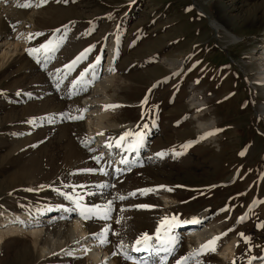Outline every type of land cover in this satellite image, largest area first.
<instances>
[{"label": "rangeland", "instance_id": "374dc122", "mask_svg": "<svg viewBox=\"0 0 264 264\" xmlns=\"http://www.w3.org/2000/svg\"><path fill=\"white\" fill-rule=\"evenodd\" d=\"M34 1L31 7L21 8H27V12L36 9L34 26L28 23L20 27L18 18L8 19L12 33L23 37L25 45L17 60L0 67V223L10 221L7 215L16 212L27 214L30 220L14 216V221L30 224L37 216L61 207L71 209L74 205L61 193H71L73 186L77 192L92 193L85 195L84 203L104 204L118 194L164 185L147 195L138 193L114 201L107 222L119 235L109 233L111 247L116 249L121 240L131 246L141 233L153 234L159 218L165 215L178 214L185 220L206 211L203 222L217 225L215 236L232 231L218 241L215 252H205L189 264H248L250 257L257 258L251 264H261L264 227L258 225H264V88L248 81L264 66V62L253 60L263 50L264 0H47L40 7L35 6L39 0ZM224 14L227 22H232V32L242 37L240 41L227 42V37L218 36L209 25L207 15ZM56 29L66 31V39L54 58L44 65L37 63L25 50L44 43ZM30 33L43 35L29 40ZM92 45L95 47L87 59L64 79V65ZM111 46L115 71H111L113 81L105 91L106 104L120 107L108 114L116 127L98 132H104L106 138L116 137L130 127L149 125L145 146L138 152L140 161L112 174L110 166L123 154L115 149L108 150V155L105 149L89 151L96 142L83 146L81 141L91 137L76 128L86 118L79 100L91 97L93 90L68 94L71 81L97 56L104 63ZM21 56L25 60L21 61ZM61 79L63 83L57 88ZM192 94L205 102V111L198 105L190 107ZM146 96L147 103L142 106ZM60 113L82 114L84 119H63ZM195 114L200 121L215 117L218 150L213 143L200 141L192 118ZM153 119L155 126L151 124ZM33 120L35 123H30ZM189 141L194 143L186 149L181 147ZM160 152L167 155L157 156ZM101 154L103 159L97 164L92 157ZM132 157L128 159L132 161ZM100 168L106 172L81 171ZM101 184L114 187H96ZM135 205L153 207H130ZM226 205L227 210L221 211ZM249 205H253L251 209ZM121 207L128 210L121 213ZM245 214L246 219L238 223ZM84 221L92 233L99 232V222H104ZM92 225L96 226L94 230ZM183 230L175 229L179 243L165 264H175L193 252L188 239L179 234ZM239 233L250 240L245 242ZM32 239L27 233L3 237L0 264L90 263L65 237L59 239L64 247L59 246L57 251L70 243L72 255L66 250L48 257L37 252L40 249ZM232 239V255L225 258L220 251ZM130 255L133 259L119 257L126 264H134L141 256L131 251Z\"/></svg>", "mask_w": 264, "mask_h": 264}, {"label": "bare ground", "instance_id": "6f19581e", "mask_svg": "<svg viewBox=\"0 0 264 264\" xmlns=\"http://www.w3.org/2000/svg\"><path fill=\"white\" fill-rule=\"evenodd\" d=\"M22 2L24 3V0H0V67L6 66L7 64L13 62V60H17L16 56L18 55L19 57L21 55L20 50H22L25 45V39H23V37L17 38L16 33H12V29H10V27L7 24L8 19L14 18L12 19L14 21L16 20V18H18L20 21H22L20 22V27L25 26L28 23L30 27L34 26L35 23L34 14L37 11L35 8L31 9L28 12L26 10L27 8L21 9L22 7L18 6V4H22ZM218 6L221 5H219L218 3ZM207 19L209 25L215 31V34H217L218 36L224 35L225 37H227V42L234 43L236 41L238 42L241 40L242 38L241 36H238L237 34L232 32L233 30L231 24L232 22L231 23L227 22L228 17L226 14H224L223 17L220 16L216 17L215 15H207ZM261 33L263 35L262 37L263 43L261 49L263 50L259 52L258 57L257 56L256 58L253 57V60L256 61L260 60V62L261 61L264 62V27ZM113 50L114 48L112 46L111 48H108L106 51L107 57L104 63L100 61V66L98 68L99 79L94 81L89 87L90 89L93 90V92H91L92 93L91 97L87 96L79 100L81 101L80 104H82L83 108L86 109L85 111L86 113L84 115L86 116V118L85 119L83 118L84 120L81 123L76 124V128L80 133L84 135L86 132L89 137L91 138L94 137V142H96V145L94 144L92 146L93 149L94 150L95 148L99 150L105 149L106 155H108L107 151L109 149H107L104 146V144L108 138L105 137V134L103 136L98 135L99 133L98 130H102L108 127L113 128V126H115L113 123H111L108 120V114L111 112L110 111L111 109L105 110L103 108L104 105H107L106 104L107 98L105 94L106 88L110 86L113 81V77H112L113 75L111 74V71H109V69L112 68V59L114 54ZM23 59L24 57L21 59V61ZM167 63H169L168 65L171 66L173 65L170 64L171 62H167ZM176 63L177 65H179V62ZM24 67L25 66L21 68ZM248 83L254 85V87H259L260 89L264 88V66L261 69L255 71V73H253L252 79H250ZM189 105L190 107H194L197 105L201 106L203 107L204 111L205 109H207L205 102L201 98L196 97V95L194 94H192L189 98ZM261 108L262 110L264 109L263 103L261 105ZM200 111L202 110H199V112ZM209 117L210 118H208L207 121H200L198 119V114L193 115L192 118L196 120L195 132L197 136L200 138V141L204 143H213L215 150L216 149L218 150L219 143H217V138L219 137L218 134L216 133V119L215 117H211V116ZM207 133H214V134L206 135ZM109 153L111 154V152ZM121 153L123 154L122 157H127V158L129 157V155L132 154L134 155V157L131 158L132 161H136V160L140 161L138 153H132V152H121ZM117 160L119 161V158H116L115 161L118 162ZM117 168L122 169V171H125L127 170L126 168H128V165L121 164L120 161L118 163H114V165H111L109 168L111 174L117 173L116 171ZM162 198H164L163 203H167V199L165 197ZM1 214H3L2 211H0V215ZM206 215H207L206 211H200L192 215L191 217L200 218L201 223L188 224L186 225V227H182L184 229L182 232L179 231V234H182V236L188 239L187 240V243H189L188 248L193 249V251L199 249L201 244L205 243L207 240L215 236L216 233H214V229L218 230L217 225L215 223L210 222L206 224L203 222ZM14 216L17 218L19 217L24 221L30 220V218L25 213L16 212L13 215L8 214L7 219H10V221L0 223V242L1 240H3V237L7 235L27 233L33 237L32 243L34 244V246L40 249L39 250L40 252L37 251L38 253L47 254L48 257H53L54 254L58 252L65 253L66 250H69L68 244L70 243L66 242L68 243L66 245L67 248L57 251L58 249H61L59 248V246H62V244L64 243L63 241H62L63 243L59 242V239L61 237H65V239L67 240L69 239V241L72 244L71 247L73 249H75L80 254H83L89 258L90 260L89 264H126L123 262L122 257H119L121 255H112V253L117 250L111 247L112 245L110 244V242L101 245L96 239H93L91 235L92 232L87 230V228H89L90 226L88 227V224L76 212L67 211V208L65 207H61L55 210L53 213H50L49 215L46 216L43 215L39 217L37 216L38 218L37 217L34 218L30 224H26L23 221H14L15 218ZM59 220L62 221V223L61 222L59 223ZM106 224H108L107 221L99 222L98 228L101 230ZM95 227L96 226L94 225L93 230ZM94 231L98 232V230H94ZM43 242L45 243L43 244ZM190 242H192L194 246H192ZM233 245H234L233 239L225 242L223 244L224 247H222V250L220 251V255L225 258L226 257L229 258L232 255V249H234ZM62 247H64V245ZM85 249H87V252L84 251ZM131 252L137 253L134 251ZM143 253L144 254L142 255V252H140L141 256L139 258H146L149 257L150 255L147 252H143ZM39 255L41 256V254ZM160 255H164V254L161 253ZM150 261L152 262H150L149 264H159V257L152 255ZM260 261L261 264H264V259H261Z\"/></svg>", "mask_w": 264, "mask_h": 264}, {"label": "snow or ice", "instance_id": "6c2138e0", "mask_svg": "<svg viewBox=\"0 0 264 264\" xmlns=\"http://www.w3.org/2000/svg\"><path fill=\"white\" fill-rule=\"evenodd\" d=\"M64 2L67 3L68 0H64ZM45 3H47V0H39V3H37L35 6L40 7ZM32 4H33V0H24V3L18 4V6L31 7ZM67 27H68L67 25L63 26L65 30L67 29ZM42 35L43 33H30L28 35V39L31 40L34 39L36 36H42ZM66 36H67L66 31L62 33L61 29H56L54 30L53 36L45 40L44 43L39 44L37 47L27 48L25 51L30 56H33V58L37 60V63H41L42 65H44L50 59L54 58L55 52L58 51L59 48L62 46L64 40L66 39ZM93 47L95 46L92 45L88 49H85L78 56H76L69 64L64 65V69L66 70L64 79H67V77L76 69V66L81 61L87 59V55ZM100 61H101V57L97 56L94 62L90 63L87 68H85L83 71L79 73V76H77L75 79L71 81V85L69 87V93H68L69 96L79 95L82 92H86L88 88L91 86V84L97 79H99L98 68L100 66ZM109 71H115V69L110 68ZM57 72H60V70L58 69ZM62 83H63V79H61L56 84V87L59 88L60 84ZM155 86L156 85H153V87ZM149 91H151V89ZM147 99L148 97L146 96L144 101L141 102L142 106L143 104L147 103ZM116 107H120V105L108 104L103 106L105 110L114 109ZM80 111L81 112L86 111V109ZM59 115L63 117V119L77 120L84 118L82 114L74 116L68 113H60ZM142 118H143V113H142ZM30 123H35V120L30 121ZM151 124L152 126H155L154 119L151 121ZM148 128H149L148 124H144L143 127H141L140 125H137L135 128L130 127L126 130H123L116 137H108V139L105 141L104 146L110 151L115 149V150H119L120 152L138 153L139 150L145 146L146 138L149 135ZM211 134L214 133H207L206 135H211ZM98 135L103 136L104 132H100L98 133ZM93 141H94V137L82 140L81 144L85 147H88ZM192 143L194 142L189 141L185 145H182L181 147L186 149ZM89 151H95V150L89 147ZM180 154L182 153H176V155H180ZM156 155L163 157L164 155H167V152L156 153ZM92 159H94L97 162V164H99L100 161L103 159V154H101L100 156H93ZM120 163L130 166L131 164L135 163V161H130L127 157H122ZM128 170H130V167ZM81 171H87V172L99 171L103 173L105 170L103 168H100V169H83ZM116 171L119 172L122 171V169L117 168ZM65 187H69V186L65 185ZM79 187L83 188L84 186L81 185ZM96 187L106 188V187H114V185L101 184V185H96ZM165 187L166 186L164 185H160L157 186V188L137 189L136 191L130 192L127 195L118 194L112 200H108L104 204L84 203L85 195L86 194L92 195V193L77 192L76 187L74 186L72 187L71 193H61V194L64 195L65 199L70 200L74 205V207H72L71 209H67V211L76 212L84 220L98 219V220L110 221L114 211L115 200L124 201L127 200L129 197L136 196L138 193L141 195H147L150 192H155L158 189H162ZM172 190L173 189L171 188H167V191L169 192H171ZM28 191H31V189H28ZM255 203L256 202L253 201V205ZM253 205H249V208L251 209ZM130 207L150 208L153 206L135 205ZM127 210H128L127 208L121 207L120 212L123 213L124 211ZM225 210H227V205L225 206L224 209H221V211H225ZM246 217L247 214L239 217L237 222L238 223L242 222L244 219H246ZM122 219L123 217L118 219L117 223H120ZM200 223L201 220L198 217H191L185 220H181L178 214H173L171 216L165 215L159 218L158 224L153 234H149L147 232L141 233L132 242L131 246L125 244L124 241L121 240L120 243L116 245L117 251L113 252L112 255H122L126 260H130L133 259L130 255V251L147 252L150 254L148 258H137L134 261V264H149V260L151 259L152 255L159 257V264H164V261H166L168 256L175 251V247L179 243V236L176 234L175 229L179 227H183L188 224H200ZM258 227H264V225H258ZM231 231L232 229H228L226 232L220 233L219 235L212 237L211 239L207 240L205 243L201 244L199 249L194 250L192 253L188 254L187 256L180 257L179 259H177L175 261V264H189V261H194L196 257L200 256L205 252H215L218 241H220L223 237L227 236L228 232ZM109 233H111L112 235H119L118 233L112 232L111 224H106L99 232L92 233L91 235L93 239H96L101 245H103L109 242L108 241ZM238 235H240L245 240V242L250 240V237L244 236L243 233H239ZM84 251L87 252V249H85ZM161 253H163L164 255H160ZM66 254L72 255L73 253L71 250H69ZM253 259H257V258L250 257L248 264H251ZM196 264H199V261H196ZM233 264H235V261H233Z\"/></svg>", "mask_w": 264, "mask_h": 264}]
</instances>
